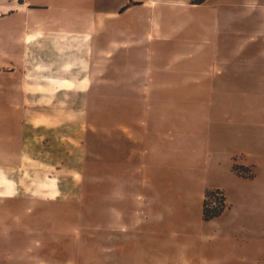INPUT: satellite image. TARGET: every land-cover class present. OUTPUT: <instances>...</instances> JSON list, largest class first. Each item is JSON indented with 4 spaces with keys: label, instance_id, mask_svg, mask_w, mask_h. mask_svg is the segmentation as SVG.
Returning a JSON list of instances; mask_svg holds the SVG:
<instances>
[{
    "label": "rangeland",
    "instance_id": "1",
    "mask_svg": "<svg viewBox=\"0 0 264 264\" xmlns=\"http://www.w3.org/2000/svg\"><path fill=\"white\" fill-rule=\"evenodd\" d=\"M114 28L91 92H0V264H264V0ZM67 47L27 46L28 82L86 75Z\"/></svg>",
    "mask_w": 264,
    "mask_h": 264
},
{
    "label": "crops",
    "instance_id": "2",
    "mask_svg": "<svg viewBox=\"0 0 264 264\" xmlns=\"http://www.w3.org/2000/svg\"><path fill=\"white\" fill-rule=\"evenodd\" d=\"M160 1L163 0H125L121 3L114 0H0V50L4 55L11 52L14 56V61L8 62L11 67L3 78L5 83L0 92H91L92 80H108L101 65L91 67V60L93 57L98 60L108 58L109 52L102 45L108 33L115 31L114 25L130 13L151 11ZM45 36L56 38L58 46L82 49L83 55L65 62V66L77 63L83 72L88 73L78 77L73 84L65 78L54 79L45 87L29 83L31 78L27 79L25 71L29 55L25 50L30 44L41 42ZM95 36L96 44L92 45ZM109 44L115 49L126 45L119 40H110ZM96 49L99 53L92 56ZM39 68V63H35L34 73L39 72ZM12 79L16 81L14 84L10 83ZM5 134L2 129L0 135L4 137Z\"/></svg>",
    "mask_w": 264,
    "mask_h": 264
},
{
    "label": "trees",
    "instance_id": "3",
    "mask_svg": "<svg viewBox=\"0 0 264 264\" xmlns=\"http://www.w3.org/2000/svg\"><path fill=\"white\" fill-rule=\"evenodd\" d=\"M206 1H208V0H190V3L192 4V5H202V4H204ZM206 215H205V217H206V220H211V219H213V218H216L217 216H218V214H212V215H209L208 214V212H207V210H206ZM211 216V217H210Z\"/></svg>",
    "mask_w": 264,
    "mask_h": 264
}]
</instances>
